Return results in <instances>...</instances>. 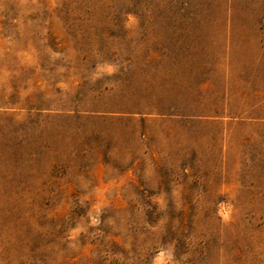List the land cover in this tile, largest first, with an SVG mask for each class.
I'll use <instances>...</instances> for the list:
<instances>
[{
    "label": "rangeland",
    "instance_id": "rangeland-1",
    "mask_svg": "<svg viewBox=\"0 0 264 264\" xmlns=\"http://www.w3.org/2000/svg\"><path fill=\"white\" fill-rule=\"evenodd\" d=\"M0 264H264V0H0Z\"/></svg>",
    "mask_w": 264,
    "mask_h": 264
}]
</instances>
